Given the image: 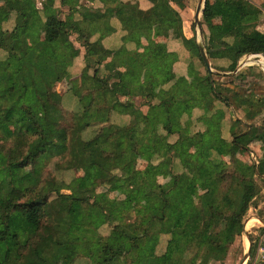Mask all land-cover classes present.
<instances>
[{
	"label": "trees",
	"instance_id": "16d2710c",
	"mask_svg": "<svg viewBox=\"0 0 264 264\" xmlns=\"http://www.w3.org/2000/svg\"><path fill=\"white\" fill-rule=\"evenodd\" d=\"M151 1L148 12H135L136 21L126 30L123 45L104 68L98 62L102 35L95 42L91 38L94 23L102 26L105 14L91 12L79 0H60V9L45 5L39 10L32 0H6L0 7V51L5 53L0 58V264H61L64 257L71 264L79 258L95 264L96 246L99 264H188L185 254L201 251L198 235L215 214L224 220L211 235L208 252L218 261L242 234L243 221L257 194L254 178H264V161L239 173L233 168L221 169L222 154L229 153L234 161L233 147L248 152L252 139L246 132L231 143L220 138L222 108L231 105V97L223 96L222 91L231 94L236 104L231 106L246 113V118L255 117L261 113V101L235 91L249 89L253 78L248 80L241 73L230 78H240L238 86L217 83L207 72L194 38L182 36L181 17L168 0ZM261 6L264 9V0ZM218 11L221 23L217 25ZM260 13L250 0H206L201 19L209 30L207 52L224 53L229 68L244 56L264 55V34L253 29ZM12 17V29H3ZM40 25L44 37L37 41L33 33ZM155 27L179 31L187 52L182 64L196 68L190 82L173 72L174 64L179 63L176 53H162L154 43L139 52L137 41ZM73 34L85 50L86 62L79 76L80 86L87 85V92L72 86L67 93L76 99L77 108L71 107L70 100L58 104L52 98L61 78H78L69 72L78 54ZM128 41L134 42V49L126 47ZM192 56L205 67V74ZM188 58L190 62L185 63ZM145 70L150 77L143 83ZM136 98L148 107L146 114L136 107ZM62 109L74 113L70 127L62 125ZM195 111L200 112L196 122L192 119ZM114 115L128 116L129 122L122 126L111 123ZM240 123L235 120L233 128ZM196 124L204 128L203 133L192 132ZM90 127L97 128L89 131ZM129 135L135 146L126 139ZM29 137L39 139L29 153L19 144L17 153L11 152V140ZM195 145L200 146L199 151H191ZM218 147L219 151L214 150ZM145 154L155 162V174L148 168L136 169L137 159ZM54 156L68 157L82 174L68 184L42 179L40 168ZM177 163L180 173L174 170ZM29 166L31 174L23 171ZM164 175L169 179L161 184L158 177ZM115 183L126 195L144 191L150 220L143 235L134 233L133 224L123 223L122 213L128 209L123 199L105 203L95 199L97 187ZM199 183L204 192L195 197L190 187ZM52 194L62 208L47 219L44 205ZM13 213L22 217L20 236L8 234ZM103 227L109 228L107 236L100 234ZM261 232L264 234V228ZM160 243H165L161 254L157 250ZM169 249L178 252L176 260L166 256ZM210 258L206 256L199 264H207Z\"/></svg>",
	"mask_w": 264,
	"mask_h": 264
},
{
	"label": "rangeland",
	"instance_id": "374dc122",
	"mask_svg": "<svg viewBox=\"0 0 264 264\" xmlns=\"http://www.w3.org/2000/svg\"><path fill=\"white\" fill-rule=\"evenodd\" d=\"M210 1H214V0H210ZM253 1V0H252ZM260 1V0H259ZM196 4V3H195ZM261 5H259L260 7ZM195 7L192 8L193 13H191V25H190V29L188 28V24L186 23L187 21L183 20V15L179 14V16L182 18L181 20L184 22V24L181 23V30H182V34L184 37H188L191 38L193 37L194 40L198 43V45H203L205 46V43L207 41V37L209 34V30L208 28L204 25V23H202V19H199V24L201 25V29L198 27L197 23L195 22L194 19V12H195ZM119 18L120 16L117 15ZM60 18H63V13L60 16ZM201 18H202V14H201ZM181 21V22H182ZM13 25V22H9ZM262 25L264 24V21L262 20V22H260ZM185 28V30H184ZM41 31V28H40ZM200 31L202 33V35H200ZM168 33L172 34V37H163L162 34L160 32V30L158 28H156L155 32H153L150 36H152V39L154 41H156L158 43V46L162 49V51H165L166 46L163 45L164 42H166L168 40V38H171L173 40H176L180 42V34L179 31H177V29H172L170 30V32L168 31ZM33 36L35 38V40L39 41L42 40L41 39V32H39V29L35 30L33 33ZM43 36V34H42ZM179 38V39H178ZM71 40L74 42L76 49L78 48L76 46V40H79L77 38L76 35H72L71 36ZM228 42H231V40H228ZM75 52L78 53V49ZM206 50V49H205ZM207 52V50H206ZM5 56V53L0 51V58H3ZM207 56L209 58V62L212 73L211 75L213 76V79L217 82V83H223L225 85H230L235 84L238 86V84L241 83L240 78L235 77L232 80H230L231 77L236 76L237 74H241L242 72H250L252 74V76H255L256 78H259L258 81L252 79L251 82H253V84L259 85L262 83V85H264V59H260V58H253L251 60H247L249 58H251L250 56H244L242 57L237 63L236 65H232V68L230 67V62L227 60L224 61L222 63V55H216L213 54V56L210 57V54L207 52ZM192 58L194 59V61L196 62V66L197 68H199L200 70H202V74H205V67H202L200 65V62L198 61L197 57L192 56ZM212 59V60H211ZM245 60L246 61V66H243L242 68H240L239 73L231 75V76H222L219 75V73H233L234 70H236L238 68L239 63H243ZM253 61V63H252ZM190 62V59L188 58L186 60L185 63ZM86 64V62H85ZM248 64H255L252 66H249ZM185 65H183L184 67ZM192 68H190L188 70V75H187V80L190 79V77L193 74L194 66H191ZM80 68V69H79ZM75 69H78L77 71H75ZM232 69H234L232 71ZM82 72V68L81 67H75L74 68V73L72 76H78L77 77H71V80L69 78L65 79V78H61L60 81L55 85L53 91H52V98L54 99V101L58 104H60L61 101V96L65 91H69L71 90L72 86H73V90H75V88H78L80 92L82 93H86L87 90V85L86 86H80V74ZM205 72V73H204ZM88 74L91 75V71H88ZM148 77V71H146L143 75V81L147 80ZM185 80V78H183ZM186 80V81H187ZM250 82V81H249ZM258 82V83H257ZM216 83V84H217ZM219 85H217V89H220L218 87ZM252 87V85H251ZM257 87V86H256ZM157 88V87H156ZM246 89V88H244ZM251 89L252 92L248 95L249 98H254L256 100H260L262 103V107L264 106V98H261L260 96H255L253 95V92H256V94H260L261 90L260 88H255L252 87ZM256 89V91H255ZM72 90V91H73ZM236 92H240L243 93V90L241 89H236ZM262 93V92H261ZM222 95L223 96H227L228 98L232 96L230 93H227L225 91H222ZM230 99L231 105L235 104L234 101H232ZM70 100L71 103V107L73 108H77V101L76 99L72 96V95H64V104L67 103V101ZM120 100L124 101L125 98L120 97ZM134 103L136 105V107H138L140 110H142V112H147V109L145 107H143V101H141V99L136 98L134 99ZM230 105V108H232V106ZM236 105V104H235ZM219 107H221V105H219ZM233 109V108H232ZM64 113V117H65V121L62 123V125L64 127H70L73 124V120H72V116L74 113H70L68 111L63 110ZM200 112L195 111L193 114V121L196 122L197 117L199 116ZM240 117L245 120V122H248L250 125V128L252 129L253 127L256 128V130L260 129V130H264V112L260 113V116H258V118H256L255 120H247V118L244 116V114L241 112L240 113ZM185 121V120H183ZM129 122V117L128 116H120V115H114L112 117L111 123L117 124V125H124L126 123ZM97 127H93V128H89V131L91 130H95ZM204 129V128H203ZM202 129V130H203ZM192 132L200 130L199 126L196 125H192L191 128ZM249 130V128L245 127V126H238V130L235 131L237 133H244L247 132ZM260 130L258 132H256L253 137L255 139V141H257L258 143L261 142L262 137H264V132H260ZM241 133V134H242ZM253 137L251 139V141L253 140ZM126 139H130V135L126 137ZM13 147L11 148V152L12 153H17V147L16 145H25L26 147H23L25 154L29 153L30 150L36 146L39 142V139L35 138V137H29V140H11ZM131 144L134 145L133 142H131L132 140H129ZM200 146L199 145H195L194 147H192V151H199ZM241 149V148H239ZM257 150V149H256ZM244 152V151H243ZM253 152V151H252ZM259 152V151H258ZM254 153V152H253ZM251 151L249 150L248 152H244V154H234V161H232L231 156H223L222 159V164H221V169L222 168H233L237 173L242 172L245 168L249 167V166H258L257 162L260 161V159L257 157V155L255 154L256 158H254L252 160V157L250 156ZM150 155L149 154H145L142 155L141 157H139V159H137V163H136V169L138 170H144L146 168L149 169V171L152 174L156 173V169H155V162L153 161V164L151 163V161H149ZM68 157H63V156H54L51 159H49L48 161L45 162V164L42 166V168H40L41 170V178H48V179H54L57 180L58 182H62V183H66L68 184L71 179L80 176L82 174L81 169L79 168V166L77 165V163L73 162V161H68ZM259 160V161H258ZM150 162V163H149ZM178 164V163H177ZM179 167L175 166V172L180 173L181 172V167L178 164ZM12 170L14 172H20V170H18L16 167H11ZM1 169V168H0ZM216 170H218V167L216 168ZM24 172L31 174L32 172V168L26 167L24 170ZM168 175H164V176H160L158 177V182L159 183H165L168 180ZM256 187H257V194L256 197L251 201L250 205H249V210L246 214V217L243 221V232L242 234H240L239 236H237L234 240V243L227 249L228 252L226 251L224 254V259L222 260H214L211 259L209 256L210 252H208L212 246V241H211V235L214 234L218 228L220 227V225L223 222V216L221 215H212L211 217L208 218L206 224H205V228H203V230L201 231V233H199L198 238L199 241L202 242V249L199 252H194L191 251V253H186L185 254V259L187 260L188 264H199L203 259H206V256L209 259V262L207 264H241L244 256L246 254V252L250 253V257L253 260L254 257H256V243L258 242V239L260 238V236L263 234L261 232V230L264 228L262 225H264L263 221L264 220V178H260L259 176H256L254 178ZM191 191L192 194L195 197L200 196L199 194L203 193V187H199L197 185L191 186ZM64 193H67L66 190L63 191ZM131 192V193H130ZM129 195H126L123 193V190L118 186V184H111V185H100L99 187L96 188V192H95V199L100 202V203H105L111 200H117V199H123L125 201V203L128 206V209L126 211H124L122 213V216L124 217V224H133V228H134V233L137 234L138 236H141L145 233V229L148 225V222L150 220V212H149V202L145 197L144 191L143 190H133L130 191ZM73 208H76V205H72ZM62 208V204L60 202V200L54 195L52 194L51 196H49L48 200L46 201L45 205H44V214L45 217L47 219H50L51 217L54 216L55 213L59 212ZM259 219V220H255V219ZM21 220L22 217L20 214H16L13 213L10 218H9V222H8V229H9V236H20L21 235V228H20V224H21ZM247 222V224H245ZM244 224L246 226V228H249L250 232L249 235H246V233L244 232ZM109 232V228L108 227H103L100 229V234L102 236H107ZM254 245H251L252 242H254ZM251 243V244H250ZM251 245V246H250ZM165 247V243H162V247L159 250V254H161L164 250ZM248 247V248H247ZM99 246L95 247L93 252H94V263L95 264H99V262L97 261V259H99L98 252H99ZM178 252H174V251H170L169 256L173 259H176L178 257ZM259 259H260V255ZM125 260V258H123V261ZM100 261V260H99ZM89 261L87 259L84 258H79L75 264H86ZM61 264H71L72 260L69 257H64L61 262Z\"/></svg>",
	"mask_w": 264,
	"mask_h": 264
},
{
	"label": "crops",
	"instance_id": "0c3cea01",
	"mask_svg": "<svg viewBox=\"0 0 264 264\" xmlns=\"http://www.w3.org/2000/svg\"><path fill=\"white\" fill-rule=\"evenodd\" d=\"M32 1L34 2L35 6L39 10H42L43 6H45V5L51 6V7L54 6V8L60 7V0H32ZM250 1L253 5H255L257 8H259L261 10V13H260L257 21L255 22V26L253 29L258 33L264 34V24L262 25L260 23V22H262V20L264 21V9L262 8V6L259 7V5H262L263 0H260V1L259 0H253V1L250 0ZM5 2H6V0H0V7H3L5 5ZM211 2H214V1H211ZM168 3H169V6L176 13L183 15V20L187 21L186 23L188 24V27H189L188 29L191 30L190 29V25H191L190 19H191V13H193L192 8H194V6L196 5V7H195V12H196V8L198 6L199 0H168ZM78 4L88 8L91 12H100L101 15H103V14L106 15L105 18L102 20V26H99L100 24L98 25V24L94 23V25H93L94 33L92 34V38H91V42H95L102 35L101 45L103 47V52L98 56V62L100 63L101 67H103V68L112 63L116 50L119 49L123 45V38H125V36H126V30L129 29L136 21L135 12H148L153 7V3L151 0H91V2H89L87 0H79ZM62 10L65 11V9H62ZM195 12H194V19H195ZM201 14H202V12H201ZM201 14L199 16L200 20H201ZM117 15H119L120 18ZM76 17H77V15H76ZM13 18L14 17L11 18L10 22H13ZM63 19H64V15H63V18L61 20H63ZM214 23L217 25L221 23V13L219 11L215 13ZM182 24H184L183 21H182ZM12 27H13V25L9 22L3 25V29H5V30H11ZM40 28H41V31H40ZM156 28H158V27H155L153 29V32H155ZM36 29L37 30L39 29V32H41V39H42V37H44V26L40 25ZM159 30L161 33H163L162 34L163 37H166V36L172 37V34L168 33V31L170 32V30H168V31H162L161 29H159ZM184 30H185V28H184ZM42 34H43V36H42ZM151 34L145 35V36L141 37V39L139 41H137V46H138L139 52H141L145 46H147L151 43H154L162 53H176L178 55V58H179V63L174 64L173 72L176 74V76L185 78V81H186L189 69H187L186 65L183 67L184 64H182V62L184 61V57H187V52L184 50L183 46L181 45V42H179V40L176 41V40H173L171 38H168V40L163 43V45H165L167 49H165V51H162V49L158 46V43L152 39V36H150ZM182 36H183V34H182ZM179 38H180V36H179ZM184 38L186 40H190L193 37H191V38L184 37ZM76 46L78 47L77 48L78 54H77V58L74 61L73 66L71 67V69L69 71L70 75H73L75 67L78 66V67H81L83 69L85 66V61H84L85 50L79 44H76ZM126 47L129 49H134V42L128 41V43L126 44ZM216 55H222L223 56L221 58L223 60L222 63L224 61L227 62V59L225 58L224 53L217 52ZM211 56H213V55H210V57ZM251 58L252 59L253 58H260L261 59L262 57H251ZM251 58H249L247 60H251ZM262 59H264V58H262ZM247 60H245L243 62L244 66L247 65L246 64ZM252 63H253V61H252ZM248 65L252 66L255 64H248ZM77 70L78 69H75V71H77ZM146 71H148V70H145L143 72V75ZM242 73L249 77L248 80L255 78L254 80L257 79L256 81H258V79H259V78H256L255 76H252V74L250 72H247V73L242 72ZM229 74L230 73H219V75H222L224 77L225 76L229 77L230 76ZM149 77H150V73L148 71L147 80L143 81V76H142V78H141L142 82L143 83L147 82ZM191 79H192V76L187 81L190 82ZM251 85H252V87H255L258 89L260 88V90L262 92V93L260 92V94H256V92H253V95L260 96L261 98H264V85H262V83H261L259 85H256L257 86L256 87L255 84H253V82L251 83ZM153 86H154L153 88L155 90H158L157 85H153ZM252 87H250L249 89L247 88L248 91H247V89L246 90L241 89V90H243V93H240V92H238V93H240L242 95L243 94L249 95L253 90V89H251ZM255 91H256V89H255ZM67 93H68V90L62 94L60 102L63 103L64 95H67ZM143 107H145L148 110L147 106H143ZM217 107L220 109L222 106L219 107V105H218ZM232 108H230V107L228 109L222 108L224 111V119L221 122L220 138L225 140L227 143H231L233 141L234 137L243 135L242 132H241L242 134L235 132L238 130V126H240V127L245 126L248 128V126L250 125L248 122H245V120H243L240 117V113L242 112L241 110H238L237 108L235 109L234 106H232ZM141 112H142V110H141ZM263 112H264V106L263 107L261 106V113H263ZM142 114H146V113L142 112ZM243 114H244V116L246 115V113H243ZM258 116H260V114L255 116V117H248L246 121H248L250 119L255 120L256 118H258ZM235 120H239L241 123L238 126H236L235 128H233V122ZM199 129L200 130H197V131H200L201 133L204 132L202 130L203 128H199ZM259 130L258 129L256 130V128L253 127L252 129L250 128V130L247 134H251V136L253 137V135L256 132H258ZM260 132H264V130L262 129V130H260ZM175 139H176V137H175ZM248 149L251 151L250 156L252 157V160L254 158H256V156H255V154H256L260 160L264 161V137H262V140L260 143L255 141V139L253 137V140L248 145ZM214 150L219 151L220 148L218 147V148H215ZM243 151H244L243 149L233 147V153L234 154H237V155H239V153L244 154V152H246V151H244V152ZM226 155L231 156L229 153H224L220 156V158H223V156H226ZM197 186L204 188L202 183H199ZM203 192H204V189H203ZM255 220H259V219L257 218ZM262 221L264 223V220H262ZM245 224H247V222ZM245 224H244V232L246 233V235H249L250 230H249V228H246ZM262 226H264V225H262ZM160 244H159V247L157 249L158 251L162 247V244L161 245ZM164 250H165V248H164ZM228 250H227V252H228ZM170 251L172 252L173 250L169 249L166 251V256L168 258H171L169 256ZM171 259H173V258H171ZM176 259H173V260H176ZM223 259H224V255H223Z\"/></svg>",
	"mask_w": 264,
	"mask_h": 264
},
{
	"label": "water",
	"instance_id": "95a60500",
	"mask_svg": "<svg viewBox=\"0 0 264 264\" xmlns=\"http://www.w3.org/2000/svg\"><path fill=\"white\" fill-rule=\"evenodd\" d=\"M205 1L206 0H199V3H198V6L196 8V12H195V22L197 23L198 27L201 29V25L199 24V16L204 8V5H205ZM200 35H202L201 31H200ZM199 47V52H200V55H201V58L205 64V67H206V70L207 72L209 73V75L211 76V73H212V70H211V67H210V62H209V58L207 56V52L205 50V46L203 45H198ZM247 56H250V57H262L264 58V55H247ZM244 65L243 63H239L238 65V68L233 72V73H230L229 75H234V74H237L239 73L240 71V68H242ZM249 130H250V127L248 126ZM249 130L246 132V134L249 132ZM251 244V243H250ZM251 246V245H250Z\"/></svg>",
	"mask_w": 264,
	"mask_h": 264
},
{
	"label": "built area",
	"instance_id": "2783aa9c",
	"mask_svg": "<svg viewBox=\"0 0 264 264\" xmlns=\"http://www.w3.org/2000/svg\"><path fill=\"white\" fill-rule=\"evenodd\" d=\"M264 227V226H263ZM255 241L251 245H254ZM256 257L252 260L250 253L246 252L244 259L241 264H263L264 262V234L260 236L258 242L256 243ZM260 255V259L259 256Z\"/></svg>",
	"mask_w": 264,
	"mask_h": 264
},
{
	"label": "bare ground",
	"instance_id": "6f19581e",
	"mask_svg": "<svg viewBox=\"0 0 264 264\" xmlns=\"http://www.w3.org/2000/svg\"><path fill=\"white\" fill-rule=\"evenodd\" d=\"M252 59V58H251Z\"/></svg>",
	"mask_w": 264,
	"mask_h": 264
}]
</instances>
